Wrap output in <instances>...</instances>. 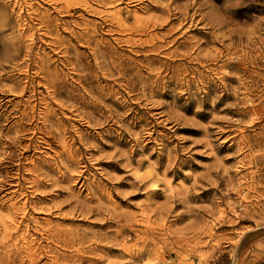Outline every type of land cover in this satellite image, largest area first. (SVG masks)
Masks as SVG:
<instances>
[{
	"label": "rangeland",
	"instance_id": "obj_1",
	"mask_svg": "<svg viewBox=\"0 0 264 264\" xmlns=\"http://www.w3.org/2000/svg\"><path fill=\"white\" fill-rule=\"evenodd\" d=\"M0 264H264V0H0Z\"/></svg>",
	"mask_w": 264,
	"mask_h": 264
},
{
	"label": "bare ground",
	"instance_id": "obj_2",
	"mask_svg": "<svg viewBox=\"0 0 264 264\" xmlns=\"http://www.w3.org/2000/svg\"><path fill=\"white\" fill-rule=\"evenodd\" d=\"M166 24V23H165Z\"/></svg>",
	"mask_w": 264,
	"mask_h": 264
}]
</instances>
